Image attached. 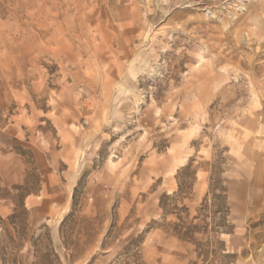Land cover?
<instances>
[{
	"label": "rangeland",
	"instance_id": "obj_1",
	"mask_svg": "<svg viewBox=\"0 0 264 264\" xmlns=\"http://www.w3.org/2000/svg\"><path fill=\"white\" fill-rule=\"evenodd\" d=\"M0 264H264V0H0Z\"/></svg>",
	"mask_w": 264,
	"mask_h": 264
},
{
	"label": "bare ground",
	"instance_id": "obj_2",
	"mask_svg": "<svg viewBox=\"0 0 264 264\" xmlns=\"http://www.w3.org/2000/svg\"><path fill=\"white\" fill-rule=\"evenodd\" d=\"M239 20V19H238ZM237 22V20H235V23ZM236 25V24H235ZM234 27V26H233ZM232 27V28H233ZM229 32H230V29H229ZM229 32H226V33H229ZM236 32V31H235ZM231 33V32H230ZM242 35V34H241ZM202 57V56H201ZM113 100V99H112Z\"/></svg>",
	"mask_w": 264,
	"mask_h": 264
}]
</instances>
